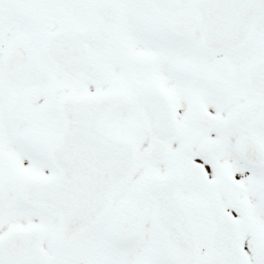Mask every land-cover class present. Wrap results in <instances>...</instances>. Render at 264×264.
<instances>
[{
  "label": "snow or ice",
  "instance_id": "snow-or-ice-1",
  "mask_svg": "<svg viewBox=\"0 0 264 264\" xmlns=\"http://www.w3.org/2000/svg\"><path fill=\"white\" fill-rule=\"evenodd\" d=\"M0 264H264V0H0Z\"/></svg>",
  "mask_w": 264,
  "mask_h": 264
}]
</instances>
